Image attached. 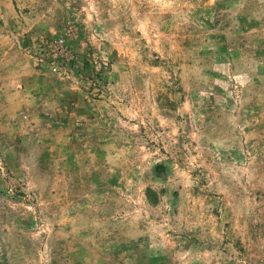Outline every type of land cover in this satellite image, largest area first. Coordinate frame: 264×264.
Segmentation results:
<instances>
[{
  "label": "rangeland",
  "instance_id": "1",
  "mask_svg": "<svg viewBox=\"0 0 264 264\" xmlns=\"http://www.w3.org/2000/svg\"><path fill=\"white\" fill-rule=\"evenodd\" d=\"M0 264H264V0H0Z\"/></svg>",
  "mask_w": 264,
  "mask_h": 264
}]
</instances>
